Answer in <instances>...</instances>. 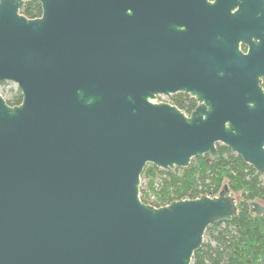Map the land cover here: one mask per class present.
Masks as SVG:
<instances>
[{
	"label": "water",
	"instance_id": "1",
	"mask_svg": "<svg viewBox=\"0 0 264 264\" xmlns=\"http://www.w3.org/2000/svg\"><path fill=\"white\" fill-rule=\"evenodd\" d=\"M37 1L28 18L0 0V83L22 95L0 90V264H191L236 198L155 207L140 176L217 143L264 175V0ZM176 92L196 98L188 115L154 100Z\"/></svg>",
	"mask_w": 264,
	"mask_h": 264
},
{
	"label": "trees",
	"instance_id": "2",
	"mask_svg": "<svg viewBox=\"0 0 264 264\" xmlns=\"http://www.w3.org/2000/svg\"><path fill=\"white\" fill-rule=\"evenodd\" d=\"M37 0H25L20 13L28 18L41 15ZM169 103L183 112L190 113L196 102L184 95H171ZM9 105L21 101L17 90ZM217 156L208 154L192 158L184 168L163 170L147 163L141 173L145 186L139 189L140 199L147 204L160 207L173 200L193 199L202 195L217 196L227 187L236 197V213L228 222L208 225L204 235L206 241L194 252L191 264H264V213L250 212L249 202L264 205L263 175L245 163L229 147L217 143Z\"/></svg>",
	"mask_w": 264,
	"mask_h": 264
},
{
	"label": "flooded vegetation",
	"instance_id": "3",
	"mask_svg": "<svg viewBox=\"0 0 264 264\" xmlns=\"http://www.w3.org/2000/svg\"><path fill=\"white\" fill-rule=\"evenodd\" d=\"M209 2H214L215 0H208ZM238 10V6L234 7L231 12H235ZM261 32V31H260ZM252 40L255 42V43H259L261 40L259 38H252ZM238 50L241 52L242 55H247L248 52H249V45L245 42H243L242 40H239L238 42ZM262 60H264V57H262ZM257 80H258V84L259 86L262 87L263 91H264V65L260 66L258 69H257ZM19 91V90H18ZM20 92V91H19ZM21 93V92H20ZM172 95H184V96H187L191 99H193L195 102H196V105H197V100L194 96H192L191 94L189 93H185V92H176ZM21 100H22V95H21ZM21 102V101H20ZM19 102V103H20ZM18 103V104H19ZM195 105V107H196ZM194 107V108H195ZM193 108V109H194ZM186 115H188L189 113H186L184 112Z\"/></svg>",
	"mask_w": 264,
	"mask_h": 264
},
{
	"label": "rangeland",
	"instance_id": "4",
	"mask_svg": "<svg viewBox=\"0 0 264 264\" xmlns=\"http://www.w3.org/2000/svg\"><path fill=\"white\" fill-rule=\"evenodd\" d=\"M0 90L4 96V98L10 99L13 94L16 93L18 90L16 83L11 82V81H4L0 83ZM170 98L164 95H158L154 100H169ZM192 160V159H191ZM263 180H264V175H263ZM145 179H140V185L139 189L143 188L145 186ZM236 198V197H235ZM203 241H206V236H204Z\"/></svg>",
	"mask_w": 264,
	"mask_h": 264
}]
</instances>
